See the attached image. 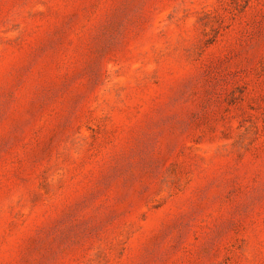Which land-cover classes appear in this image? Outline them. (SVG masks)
Listing matches in <instances>:
<instances>
[{
	"label": "rangeland",
	"instance_id": "rangeland-1",
	"mask_svg": "<svg viewBox=\"0 0 264 264\" xmlns=\"http://www.w3.org/2000/svg\"><path fill=\"white\" fill-rule=\"evenodd\" d=\"M0 264H264V0H0Z\"/></svg>",
	"mask_w": 264,
	"mask_h": 264
}]
</instances>
